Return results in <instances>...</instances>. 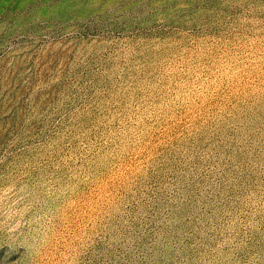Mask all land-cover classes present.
I'll list each match as a JSON object with an SVG mask.
<instances>
[{
    "label": "rangeland",
    "instance_id": "obj_1",
    "mask_svg": "<svg viewBox=\"0 0 264 264\" xmlns=\"http://www.w3.org/2000/svg\"><path fill=\"white\" fill-rule=\"evenodd\" d=\"M0 264H264V0H0Z\"/></svg>",
    "mask_w": 264,
    "mask_h": 264
}]
</instances>
